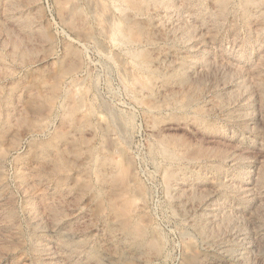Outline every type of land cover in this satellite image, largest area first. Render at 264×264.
Returning <instances> with one entry per match:
<instances>
[{
	"label": "rangeland",
	"instance_id": "rangeland-1",
	"mask_svg": "<svg viewBox=\"0 0 264 264\" xmlns=\"http://www.w3.org/2000/svg\"><path fill=\"white\" fill-rule=\"evenodd\" d=\"M225 3L0 0V264H264V0Z\"/></svg>",
	"mask_w": 264,
	"mask_h": 264
},
{
	"label": "bare ground",
	"instance_id": "bare-ground-1",
	"mask_svg": "<svg viewBox=\"0 0 264 264\" xmlns=\"http://www.w3.org/2000/svg\"><path fill=\"white\" fill-rule=\"evenodd\" d=\"M218 1H219L220 5H221L222 7H225V4H226V3H225V0H218ZM138 9H139V8H138ZM121 30H122V29H121ZM118 31L121 32L120 29H118ZM130 227H131V226H130ZM132 230H133V229H132ZM135 230H136V229H135Z\"/></svg>",
	"mask_w": 264,
	"mask_h": 264
}]
</instances>
